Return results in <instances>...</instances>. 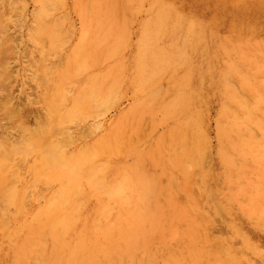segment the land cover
Here are the masks:
<instances>
[{
    "label": "bare ground",
    "instance_id": "1",
    "mask_svg": "<svg viewBox=\"0 0 264 264\" xmlns=\"http://www.w3.org/2000/svg\"><path fill=\"white\" fill-rule=\"evenodd\" d=\"M63 1L34 0L35 22ZM73 8L81 38L61 74L103 70L56 103L45 97L33 129L26 107L2 101L20 133L0 135V264H264V0ZM139 14L136 54L113 62ZM121 85L134 104L87 123L120 104ZM212 105L214 175L204 162ZM186 185L202 192L182 202ZM218 220L228 233H215Z\"/></svg>",
    "mask_w": 264,
    "mask_h": 264
},
{
    "label": "rangeland",
    "instance_id": "2",
    "mask_svg": "<svg viewBox=\"0 0 264 264\" xmlns=\"http://www.w3.org/2000/svg\"><path fill=\"white\" fill-rule=\"evenodd\" d=\"M75 2L76 0H64L62 3L51 2L46 4L42 11L44 13L42 19L36 23L34 17L39 5H36L34 0H0V71H2L0 74L8 73L9 75V79L6 76L5 80H7L0 83V107L12 95L11 98H13L15 106L26 107V109H22L29 112L27 115L30 119L28 118L25 126L28 125L32 129L37 127V123H40L44 118L46 113L45 97L56 99L54 100L56 103L60 93L68 95L84 84L93 73L92 70L96 72V75L103 70L101 65L95 63L86 70H70L66 76H62L69 67L70 61L68 64V60L74 56L76 45L81 38V18L73 8ZM135 18L130 26L129 34H122L128 43L127 46L122 47L121 51L114 54L113 62L122 56L130 62L136 54L139 25L144 20V15L139 14ZM48 29L52 31V37L46 35ZM86 56L87 54L83 55V58ZM119 93V105L101 111L96 118L87 120V123L96 120V122L109 124L118 117L121 110L134 104V96L129 87L121 85ZM216 110L217 107L212 105L207 114L210 134L208 147L211 155L209 159L204 161L206 167L212 168L211 174L213 175L217 173V169L214 167L216 162L213 159L217 145ZM0 114L4 115L3 111ZM37 116L38 118H36ZM6 118L0 116V135L3 131H6L5 135L7 133L19 134L20 129L18 128V132H16L17 128L13 129L14 122L8 121ZM70 127L76 129L74 124H71ZM162 130V127L157 128L158 132H162ZM148 131L149 128L146 126L143 128L142 134H146ZM145 165H147L146 171L154 175L155 172L151 163L146 162ZM187 186H184L183 191L180 190L178 194L181 196L182 202L185 201L186 195H195L196 193L198 195L202 192L201 186ZM204 210L206 214L210 213L207 206ZM213 228L216 234L226 231L228 233V229L220 220L214 221Z\"/></svg>",
    "mask_w": 264,
    "mask_h": 264
}]
</instances>
